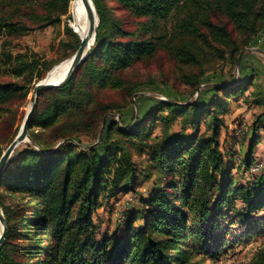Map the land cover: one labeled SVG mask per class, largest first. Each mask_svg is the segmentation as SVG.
I'll use <instances>...</instances> for the list:
<instances>
[{"label":"trees","instance_id":"1","mask_svg":"<svg viewBox=\"0 0 264 264\" xmlns=\"http://www.w3.org/2000/svg\"><path fill=\"white\" fill-rule=\"evenodd\" d=\"M59 1L0 0V36L7 39L0 60V107L30 93L26 80H7L10 74L5 70L9 67L13 78L23 79L34 67L25 54L15 56L8 47L32 25L56 24L69 0L62 13L55 14ZM115 1L135 20L125 26L103 0H93L99 25L87 58L66 86L40 93L30 119L35 145L15 153L0 174V207L7 220L0 264H202L222 254L228 234L222 221L237 197L248 214L264 210V176L234 189L230 176L226 178L227 164L219 147L223 121L214 97L203 102L157 100L134 124L111 122L99 145L105 147L103 154L99 146L83 148L92 145L84 139L97 140L106 115L114 110L97 101L98 91L124 88V73L161 50H171L183 63L199 65L198 54L208 46L214 55L228 54L235 63L241 50L264 36V0ZM74 31L67 26L66 33L76 39L75 54L81 40ZM235 32L244 37L241 44L234 39ZM177 40L181 46L174 49ZM246 83L227 91L241 94ZM135 91L136 87L130 90ZM164 110L188 116L197 126L209 117L211 135L164 131L147 142L156 121L168 124ZM136 139L149 151L148 178L157 172L164 178L163 186L154 183L140 213L128 217L124 236L98 239L93 214L101 194L135 190L138 169L131 147ZM4 194L18 203L8 206ZM261 225L264 218L250 221L247 236L261 232ZM259 263L264 264V251Z\"/></svg>","mask_w":264,"mask_h":264},{"label":"rangeland","instance_id":"2","mask_svg":"<svg viewBox=\"0 0 264 264\" xmlns=\"http://www.w3.org/2000/svg\"><path fill=\"white\" fill-rule=\"evenodd\" d=\"M71 1H68L67 12L60 16L56 24L48 27L32 25L28 33L15 38L7 49L15 56L25 54L26 60L33 63L34 67L31 69L32 73L27 74L28 76L23 79L13 78L9 67L5 70L11 75H8L7 80L20 83L27 81L30 93L25 99L19 95L12 102L0 107V158L21 129L35 86L44 80L53 67L74 54L76 39L66 33L67 26L74 29L70 10ZM103 1L110 8L111 15L120 19L125 26L131 25L127 21L135 20L131 19L115 0ZM65 4L66 0H60L55 7V14L62 13ZM173 25L174 23L171 22V28ZM234 39L241 44L244 37L235 32ZM6 40L5 36H0L1 61L4 58L2 54ZM178 46H181L179 40L175 42L173 48L177 49ZM196 48L201 47L198 45ZM172 53L171 50H161L155 56L138 61L124 73V88H105L97 92L95 97L99 103L114 108L106 115L104 135L107 126L113 121L122 125L131 122L134 124L138 119H142L157 105V100L174 98L193 102L200 99L203 102L217 95L218 101L214 98L212 100L218 102V116L223 121L219 147L227 164L226 178L230 176L232 189L254 183L256 178L264 176V119L260 120L264 114V36H259L251 46L241 50L235 57V61L237 59L235 63H232L234 59L229 58L228 54L225 58L214 55V50L208 46L198 54L201 62L199 65L183 63ZM240 57V65L237 66ZM200 80L202 83L199 85ZM247 80L243 93L233 94L227 91ZM135 87V93L131 94L130 90ZM211 87L216 88L217 91L214 92ZM161 114L169 116L168 124L165 125L161 120L155 123L154 120L149 121V124L154 123L155 127L152 137L147 142H151L155 136H159L164 131L174 134L180 132L192 134L196 131L206 137L212 133L210 123L207 124L209 117H204L200 126H197L188 116L180 114L174 116L168 110H164ZM114 138H118L116 134ZM84 141L94 145L98 138L95 141L91 140L92 142L88 138ZM28 144L33 145L29 141L23 142L16 149L13 157L15 153L26 150ZM99 145L100 143L95 147ZM97 149L103 154L105 147L101 145ZM141 149H144V146L136 139L131 147L132 158L137 163L138 169L135 190L118 191L113 194L105 191L99 198V205L93 214L98 239L113 234L124 236L128 217L131 213L137 215L140 213L144 201L153 191L154 183L163 186L164 178H161L157 172L152 178H148L146 169L150 164L149 151L145 147L144 151L140 152ZM5 200L8 206H13L19 201L4 194ZM233 203L232 209L227 210V217L222 221V229L228 232L222 254L218 259L208 257L209 259L202 264H261L259 259L264 251V225H261V232L256 235L250 237L247 235L250 221L264 218V210L248 214L242 198L237 197ZM1 209L4 211L3 207ZM246 217H248L247 221L244 220ZM138 224H140L139 220L136 222V225Z\"/></svg>","mask_w":264,"mask_h":264},{"label":"water","instance_id":"3","mask_svg":"<svg viewBox=\"0 0 264 264\" xmlns=\"http://www.w3.org/2000/svg\"><path fill=\"white\" fill-rule=\"evenodd\" d=\"M83 2L85 4L86 11H87L89 30L84 37H80L81 43H80L78 50L72 56V63H71L70 70H69L68 74L64 77V79L58 83H53V82H50L48 80H45V81L39 82L35 86L32 94H31V97H30L31 108L26 114V117L23 121L21 129H20L19 133L17 134V136L15 137V139L8 146V148L4 151V153L2 154V156L0 158V174L8 166L11 158L13 157L14 152L23 142L29 141L33 145H35L31 139V137H30V134H29L30 119H31V116L34 112V109H35V106L37 103V99H38V96L40 95V93L43 91L49 90L51 88H58V87L66 86L71 81V79L75 73V70L85 61V59L88 56L91 44L95 41L96 31H97V28L99 25V18H98L97 11H96L93 0H83ZM240 59H241V57L238 59L237 66L240 65ZM49 73L47 74V77L49 76ZM162 100L169 101L172 103H176L175 101H173L171 99H162ZM105 125H106V118L103 121V125H102L100 133H99L98 141L94 145L83 146V148L90 149V148L95 147L98 143L101 142L103 135H104V131H105ZM65 141H67V140H65ZM62 143L63 142L58 144L56 146V148L60 147L62 145ZM40 151L43 152V150H41V149H40ZM6 236H7V220L5 218L3 210L0 207V250H1L3 244L6 240Z\"/></svg>","mask_w":264,"mask_h":264},{"label":"bare ground","instance_id":"4","mask_svg":"<svg viewBox=\"0 0 264 264\" xmlns=\"http://www.w3.org/2000/svg\"><path fill=\"white\" fill-rule=\"evenodd\" d=\"M70 10L73 15L72 26L74 27L79 37H84L89 30V23H88L86 7L83 0H72ZM94 42L91 44V46L94 44ZM71 63H72V57L57 64L55 67L51 69L49 76L48 77L46 76V78H44L43 81L48 80L53 83H58L62 81L64 77L68 74L71 67ZM30 108H31V103L28 107V111L30 110Z\"/></svg>","mask_w":264,"mask_h":264}]
</instances>
